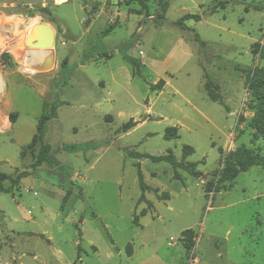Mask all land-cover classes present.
<instances>
[{"label": "rangeland", "instance_id": "obj_1", "mask_svg": "<svg viewBox=\"0 0 264 264\" xmlns=\"http://www.w3.org/2000/svg\"><path fill=\"white\" fill-rule=\"evenodd\" d=\"M263 1L167 0L159 19L160 0L145 8L125 0H0V89L6 82L17 115L0 133V173H28L2 181L0 264H264V170L253 166L231 181L216 173L238 147L264 156L246 79L264 68V11L251 6ZM38 23L55 31L50 49L24 43ZM123 54L138 61V76ZM41 57L47 62L38 67ZM64 59L74 70L62 85ZM54 103L42 141L54 165L30 170L31 152L20 157V150ZM128 121L134 125L120 132ZM167 129L177 138L166 139ZM85 142L100 145L60 150ZM185 147L192 153L184 158ZM129 153H171L199 175L178 169L174 179L167 163ZM186 230L194 234L189 252Z\"/></svg>", "mask_w": 264, "mask_h": 264}, {"label": "trees", "instance_id": "obj_2", "mask_svg": "<svg viewBox=\"0 0 264 264\" xmlns=\"http://www.w3.org/2000/svg\"><path fill=\"white\" fill-rule=\"evenodd\" d=\"M138 4L142 8H145L147 6V0H125V5L128 6L130 4ZM255 10H263L264 11V1L261 3H257L254 5H251ZM167 8V0H160V12L157 15V18L163 19V13L166 11ZM136 14H140V10L134 11ZM188 18L194 19V21H198V17L195 15H190ZM117 21H114L112 23H109L103 30L102 35L108 34L116 25ZM179 26V23L177 24ZM195 41L199 42V45H203V42L199 41L198 37H194ZM124 60H126L132 68V75L138 76L139 74V63L136 59L133 57H130L126 54H123ZM1 59L3 62H5L8 57L6 55H1ZM74 70V67H68L67 65V59H64L62 63L60 64V70L58 72L57 78H62V81L60 84L65 85L72 72ZM57 78L53 79L51 83L49 84L50 89L52 86L56 85ZM247 82L249 84V88L252 91L253 94V100L255 102V112L254 116L251 120V127L254 130L253 137L255 139L263 138L264 137V68H255L252 70L246 77ZM162 85V81H159L157 85L152 86V88H160ZM205 86H210V82L206 81ZM55 94V92H54ZM58 107L57 103H54L50 105L49 108H44L42 114L40 115L37 125H36V131L35 134L32 136L31 141L21 148L20 150V157H23V154L25 151H30L32 156V162L29 165L30 170H35L37 167H39L43 163H47L50 166L54 165V158L50 155V146L47 144H43V136L45 132V126L48 121L54 119L56 117V108ZM15 114H11L9 117L10 123L14 122ZM132 121H128L125 124H123L120 128V132H126L133 126ZM164 137L166 139H175L177 138V135L175 133L174 129H167ZM100 145L99 142H85L82 144H76V145H62L60 147V150L62 152L67 153H78L82 152L85 153L89 150H94ZM39 146V149L36 154H34V149ZM192 153L191 148L185 147L183 151V157H187ZM131 157L137 158V159H148L149 161L153 163H159V162H165L168 165H170L173 173L174 179H178L177 170L181 169L183 171H186L188 174L192 176H198L199 173L195 171L194 164L187 162L184 163L182 161H177L176 158L171 154L167 153L165 155L160 156H151V155H140L138 153H129ZM257 166L264 170V156L259 151H254L252 149L245 148L243 146L238 147L230 157L226 158L223 164L222 169L217 171V175L219 176L220 181H231L240 173L245 172L247 169ZM136 174L138 178V184L140 189L143 187L142 185V173L140 170L139 164H136ZM27 172H23L20 174H16L13 179L4 173H0V192L7 193L8 191L4 190L2 187V181L6 179L13 180L14 183H18V181L22 178L27 176ZM72 183H69V189L65 190L64 196L62 197V204H65L71 194L70 188L72 187ZM79 196H82L81 189L79 188ZM184 238V246L185 249L189 252L193 246H194V234L186 230L183 233ZM127 252L129 253V246H127Z\"/></svg>", "mask_w": 264, "mask_h": 264}, {"label": "water", "instance_id": "obj_3", "mask_svg": "<svg viewBox=\"0 0 264 264\" xmlns=\"http://www.w3.org/2000/svg\"><path fill=\"white\" fill-rule=\"evenodd\" d=\"M55 31L47 24H35L25 38V45L34 49H50L54 44Z\"/></svg>", "mask_w": 264, "mask_h": 264}, {"label": "crops", "instance_id": "obj_4", "mask_svg": "<svg viewBox=\"0 0 264 264\" xmlns=\"http://www.w3.org/2000/svg\"><path fill=\"white\" fill-rule=\"evenodd\" d=\"M46 62V57H41L39 60H37V66L41 67ZM12 113L15 112L13 110L12 104L7 93L6 82H4L3 87L0 89V133H5L12 129L17 116L15 113L16 116L14 118V122L10 123L9 117ZM262 196H264V192Z\"/></svg>", "mask_w": 264, "mask_h": 264}, {"label": "bare ground", "instance_id": "obj_5", "mask_svg": "<svg viewBox=\"0 0 264 264\" xmlns=\"http://www.w3.org/2000/svg\"><path fill=\"white\" fill-rule=\"evenodd\" d=\"M64 2H65V1H64ZM33 24H34V22L31 23V25H33Z\"/></svg>", "mask_w": 264, "mask_h": 264}]
</instances>
